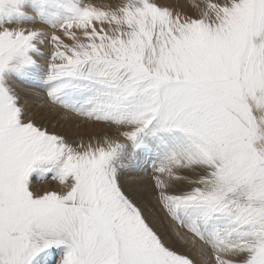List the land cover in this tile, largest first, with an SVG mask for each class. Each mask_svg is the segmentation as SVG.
<instances>
[{"label": "snow or ice", "instance_id": "snow-or-ice-1", "mask_svg": "<svg viewBox=\"0 0 264 264\" xmlns=\"http://www.w3.org/2000/svg\"><path fill=\"white\" fill-rule=\"evenodd\" d=\"M15 81L115 135L38 126ZM148 161L201 264H264V0H0V264H195L122 189Z\"/></svg>", "mask_w": 264, "mask_h": 264}, {"label": "rangeland", "instance_id": "rangeland-1", "mask_svg": "<svg viewBox=\"0 0 264 264\" xmlns=\"http://www.w3.org/2000/svg\"><path fill=\"white\" fill-rule=\"evenodd\" d=\"M166 2V0H164ZM28 27H45L39 23ZM14 86L20 96V103L25 109V118H31L38 126L46 128L50 132L64 135L69 140L78 141L81 137L87 142L89 137L96 135L101 136L104 132L114 136L115 129L106 126L95 125L76 116L74 113L53 105L47 98L43 89L30 84L14 82ZM152 169L151 161L142 164L138 168L124 171L120 177V183L123 191L143 210L146 218L153 226L162 233L168 240L170 246L180 254L188 255L195 264H201V257L197 252L196 244L201 242L196 240L192 243L191 238L188 243L179 240L175 236L172 228V221L166 216L163 208L158 203V197L151 179ZM63 188L58 181H53L51 177L44 180L33 178V191L37 190H55L60 191ZM183 233V230H180ZM191 237V234H188ZM207 253L211 254V249L204 246ZM58 255L49 258V264H55ZM209 264H214L209 260Z\"/></svg>", "mask_w": 264, "mask_h": 264}, {"label": "bare ground", "instance_id": "bare-ground-1", "mask_svg": "<svg viewBox=\"0 0 264 264\" xmlns=\"http://www.w3.org/2000/svg\"><path fill=\"white\" fill-rule=\"evenodd\" d=\"M88 2L100 5V4H108V3H114L116 2V0H88ZM159 3H174V4H180L181 6H184L186 3V0H166V2H164V0H158ZM197 249H199L201 247L200 243L198 242V244H196ZM198 250L196 252V254H198Z\"/></svg>", "mask_w": 264, "mask_h": 264}]
</instances>
